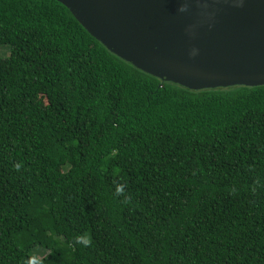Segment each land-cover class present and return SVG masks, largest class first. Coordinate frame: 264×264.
I'll use <instances>...</instances> for the list:
<instances>
[{
	"label": "trees",
	"instance_id": "16d2710c",
	"mask_svg": "<svg viewBox=\"0 0 264 264\" xmlns=\"http://www.w3.org/2000/svg\"><path fill=\"white\" fill-rule=\"evenodd\" d=\"M2 46L0 264H264V85L161 81L57 0H0Z\"/></svg>",
	"mask_w": 264,
	"mask_h": 264
},
{
	"label": "water",
	"instance_id": "95a60500",
	"mask_svg": "<svg viewBox=\"0 0 264 264\" xmlns=\"http://www.w3.org/2000/svg\"><path fill=\"white\" fill-rule=\"evenodd\" d=\"M57 1L109 51L161 81L264 85V0Z\"/></svg>",
	"mask_w": 264,
	"mask_h": 264
},
{
	"label": "clouds",
	"instance_id": "9594fccd",
	"mask_svg": "<svg viewBox=\"0 0 264 264\" xmlns=\"http://www.w3.org/2000/svg\"><path fill=\"white\" fill-rule=\"evenodd\" d=\"M178 11H185V7L182 6L181 8L178 9ZM13 167L16 170H19L20 165L15 164L13 165ZM124 189H125V185H117L115 188V192L117 195H119L124 192ZM124 202L127 203V200H125ZM74 242L82 246H88L91 243V240L87 234H81L74 237ZM25 264H41V261L37 256L33 255L25 261Z\"/></svg>",
	"mask_w": 264,
	"mask_h": 264
},
{
	"label": "rangeland",
	"instance_id": "374dc122",
	"mask_svg": "<svg viewBox=\"0 0 264 264\" xmlns=\"http://www.w3.org/2000/svg\"><path fill=\"white\" fill-rule=\"evenodd\" d=\"M8 55H9V47L8 46L0 47V56L6 57Z\"/></svg>",
	"mask_w": 264,
	"mask_h": 264
}]
</instances>
